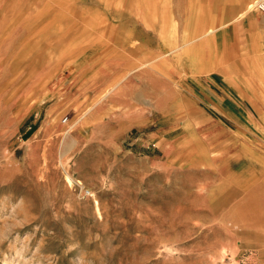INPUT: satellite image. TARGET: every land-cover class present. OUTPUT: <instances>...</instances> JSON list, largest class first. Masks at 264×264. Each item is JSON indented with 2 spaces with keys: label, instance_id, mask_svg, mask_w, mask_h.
<instances>
[{
  "label": "rangeland",
  "instance_id": "obj_1",
  "mask_svg": "<svg viewBox=\"0 0 264 264\" xmlns=\"http://www.w3.org/2000/svg\"><path fill=\"white\" fill-rule=\"evenodd\" d=\"M258 1L0 0V264H264Z\"/></svg>",
  "mask_w": 264,
  "mask_h": 264
},
{
  "label": "bare ground",
  "instance_id": "obj_2",
  "mask_svg": "<svg viewBox=\"0 0 264 264\" xmlns=\"http://www.w3.org/2000/svg\"><path fill=\"white\" fill-rule=\"evenodd\" d=\"M204 1H206V0H204ZM262 1H264V0H262ZM148 2H150V1H148ZM207 3V2H206ZM256 3V2H255ZM198 7V6H197ZM196 7V8H197ZM249 9V8H248ZM199 11V8L198 9H196V11ZM198 11H197V13H198ZM216 11V10H215ZM245 11V10H244ZM209 12V11H208ZM204 13V12H203ZM202 13V14H203ZM204 15V14H203ZM196 18H197V15H196ZM190 20V19H189ZM196 20H198V19H196ZM188 21V20H187ZM189 22V21H188ZM196 23H197V21H196ZM224 28H225V26H218V27H212V29L210 30V31H208V33H213V34H215L214 36V38H215V40H213L214 42H217V43H219V44H221L222 46L224 45V43H225V41H226V38H225V31H224ZM222 29V30H221ZM205 33V32H204ZM203 33V34H204ZM198 38V37H197ZM209 39V38H208ZM212 40V39H211ZM212 41V42H213ZM203 43V42H202ZM209 44V43H208ZM202 45V44H201ZM218 47H219V45H218ZM217 48V47H216ZM220 49V48H219ZM247 63V62H246ZM145 64V63H144ZM141 66V65H140ZM264 80V79H263ZM249 81V80H248ZM247 81V82H248ZM257 81V80H256ZM249 99H250V97H249ZM184 104V103H183ZM252 106H253V104H252ZM66 134L67 133H65L64 134V136H63V138L64 137H66ZM71 134V133H70ZM74 143L71 141L70 143H68L67 145L66 144H64V145H66V147H68V148H70L72 145H73ZM74 147V146H73ZM68 173V172H67ZM65 179H66V182L68 183V185H72V179H71V177L69 176V175H67L66 177H65ZM65 182V183H66ZM66 183V184H67ZM81 188V187H80ZM93 197V196H92ZM94 200V199H93ZM18 206V205H17ZM94 207V206H93ZM96 207H97V204H96ZM96 210V209H95ZM99 211V210H98ZM97 212V211H96ZM99 214V213H98ZM22 221V220H21ZM6 234V233H5ZM37 238V237H36ZM6 254V253H5Z\"/></svg>",
  "mask_w": 264,
  "mask_h": 264
},
{
  "label": "built area",
  "instance_id": "obj_3",
  "mask_svg": "<svg viewBox=\"0 0 264 264\" xmlns=\"http://www.w3.org/2000/svg\"><path fill=\"white\" fill-rule=\"evenodd\" d=\"M256 7L259 11L264 12V1H258Z\"/></svg>",
  "mask_w": 264,
  "mask_h": 264
}]
</instances>
